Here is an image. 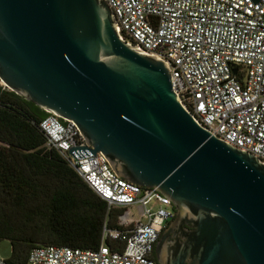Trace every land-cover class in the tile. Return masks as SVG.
I'll list each match as a JSON object with an SVG mask.
<instances>
[{
    "label": "water",
    "instance_id": "water-1",
    "mask_svg": "<svg viewBox=\"0 0 264 264\" xmlns=\"http://www.w3.org/2000/svg\"><path fill=\"white\" fill-rule=\"evenodd\" d=\"M0 85L74 125L89 150L66 155L98 152L170 204L154 264H264V165L194 122L166 64L118 39L103 0H0Z\"/></svg>",
    "mask_w": 264,
    "mask_h": 264
},
{
    "label": "built area",
    "instance_id": "built-area-1",
    "mask_svg": "<svg viewBox=\"0 0 264 264\" xmlns=\"http://www.w3.org/2000/svg\"><path fill=\"white\" fill-rule=\"evenodd\" d=\"M103 1L118 39L166 64L171 91L194 122L264 165V0ZM52 117L59 119L48 114L37 125L44 147L105 204L114 225L102 223L94 249L38 245L25 264H154L151 248L173 215L170 204L115 177L98 152L66 155L89 146L70 121L60 119L61 127Z\"/></svg>",
    "mask_w": 264,
    "mask_h": 264
},
{
    "label": "trees",
    "instance_id": "trees-1",
    "mask_svg": "<svg viewBox=\"0 0 264 264\" xmlns=\"http://www.w3.org/2000/svg\"><path fill=\"white\" fill-rule=\"evenodd\" d=\"M0 92L10 91L0 85ZM39 121L0 93V241L10 245L6 264H25L28 250L38 245L94 249L102 223L114 225L105 204L44 147Z\"/></svg>",
    "mask_w": 264,
    "mask_h": 264
},
{
    "label": "rangeland",
    "instance_id": "rangeland-1",
    "mask_svg": "<svg viewBox=\"0 0 264 264\" xmlns=\"http://www.w3.org/2000/svg\"><path fill=\"white\" fill-rule=\"evenodd\" d=\"M168 211L171 212L170 208H167ZM35 223H38V220L34 221ZM10 256V245L8 243V241L6 240H1L0 241V258L6 260L8 259Z\"/></svg>",
    "mask_w": 264,
    "mask_h": 264
},
{
    "label": "flooded vegetation",
    "instance_id": "flooded-vegetation-1",
    "mask_svg": "<svg viewBox=\"0 0 264 264\" xmlns=\"http://www.w3.org/2000/svg\"><path fill=\"white\" fill-rule=\"evenodd\" d=\"M170 220H171V219H169L168 222H169ZM168 222H167V223H168ZM159 235H160V234H159Z\"/></svg>",
    "mask_w": 264,
    "mask_h": 264
}]
</instances>
